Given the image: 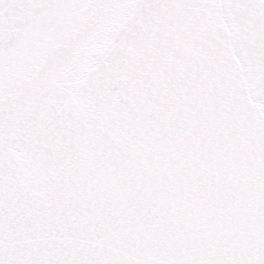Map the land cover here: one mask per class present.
<instances>
[{"label":"snow or ice","instance_id":"snow-or-ice-1","mask_svg":"<svg viewBox=\"0 0 264 264\" xmlns=\"http://www.w3.org/2000/svg\"><path fill=\"white\" fill-rule=\"evenodd\" d=\"M0 264H264V0H0Z\"/></svg>","mask_w":264,"mask_h":264}]
</instances>
